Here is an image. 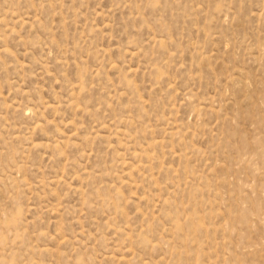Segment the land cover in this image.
<instances>
[{
    "label": "rangeland",
    "instance_id": "1",
    "mask_svg": "<svg viewBox=\"0 0 264 264\" xmlns=\"http://www.w3.org/2000/svg\"><path fill=\"white\" fill-rule=\"evenodd\" d=\"M0 264H264V0H0Z\"/></svg>",
    "mask_w": 264,
    "mask_h": 264
},
{
    "label": "bare ground",
    "instance_id": "2",
    "mask_svg": "<svg viewBox=\"0 0 264 264\" xmlns=\"http://www.w3.org/2000/svg\"><path fill=\"white\" fill-rule=\"evenodd\" d=\"M232 79H233V78H232ZM232 79H231V80H232ZM232 82H233V81H232ZM232 82H231V83H232ZM242 82H243V81H242ZM242 82H240V83L242 84ZM234 83H235V82H234ZM240 83H239V84H240ZM243 84H244V82H243ZM245 84H246V83H245ZM245 84H244V85H245ZM240 86H241V85H240ZM242 86H243V85H242ZM248 86H249V85H248ZM245 87H246V85H245ZM245 87H243V88L245 89ZM241 88H242V87H241ZM246 88H247V87H246Z\"/></svg>",
    "mask_w": 264,
    "mask_h": 264
}]
</instances>
